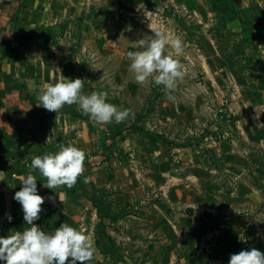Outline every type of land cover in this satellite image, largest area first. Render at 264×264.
Returning a JSON list of instances; mask_svg holds the SVG:
<instances>
[{
    "label": "rangeland",
    "instance_id": "374dc122",
    "mask_svg": "<svg viewBox=\"0 0 264 264\" xmlns=\"http://www.w3.org/2000/svg\"><path fill=\"white\" fill-rule=\"evenodd\" d=\"M234 2L77 0L60 24L64 51L53 55L60 72L83 80L84 94L105 92L106 102L129 111L123 122L107 125L85 116L91 122L86 144L92 139L98 164H84L73 187L88 204L84 220L95 225L90 233L102 254L90 264H229L233 253L210 245L207 229L185 228V213L196 195L206 194L211 210L219 207L214 196L227 185L219 176L245 168L234 153L240 165L223 157L231 147L247 148L244 135L256 140V112L264 111V85L252 82L264 70L250 68L264 63V31L253 18L235 17L258 8ZM152 31L179 35L184 43L176 57L184 76L173 100L151 78L138 84L129 71L127 53L137 50L132 43L154 37ZM117 221L127 228L110 227L123 239L111 252L106 225ZM171 221L184 228L169 230Z\"/></svg>",
    "mask_w": 264,
    "mask_h": 264
},
{
    "label": "crops",
    "instance_id": "0c3cea01",
    "mask_svg": "<svg viewBox=\"0 0 264 264\" xmlns=\"http://www.w3.org/2000/svg\"><path fill=\"white\" fill-rule=\"evenodd\" d=\"M204 1L191 0V3L194 5L195 2L198 5ZM234 3L239 5V9L249 5L257 7L258 11L249 15H243L241 11L235 17H242L243 22L253 18L255 27L264 31V16L258 13L264 11V0H235ZM77 4V0H0V172H2L0 173V236L2 237H7L17 230L23 231L28 227L23 221L21 205L13 199V196L21 189V177L29 174V166L34 157L55 153L59 150L60 144L67 146L71 143L86 153L84 162L86 168L87 165L91 168L98 164V157L93 154V149L96 147L93 146L94 144L91 146L90 143L92 139L86 144L91 122L79 110L78 105H65L57 113L37 106L38 91L43 84H54L60 76L66 78L60 72L63 66L59 58L53 55L64 51V47L58 42L61 38L59 27L71 12V7H76ZM252 66L250 68L253 70L256 68L264 70V63ZM263 77V74L259 73L252 82L256 85H264ZM261 112L264 111L258 110L255 116L258 125L254 133L256 140L251 141L248 135H244L247 148L237 150L236 147H231L223 157V161H233L235 166L244 163L241 165L245 168L242 171L231 170L229 175L219 176L221 182L227 183L224 189L220 186L217 195L214 196L219 207L215 210L210 209L209 197L203 194L206 190L202 189L203 196L196 195L198 197L196 205L191 202V206L189 205L191 208L185 213V228L207 229L206 233L210 235L209 239L206 237L209 244H216L224 255L264 247V113ZM231 152L234 153V157L242 160L241 163L236 157L232 159ZM32 174L36 176L39 194L46 198L40 219L35 223L45 232H52L63 223L81 232L86 228L88 232L85 234L94 249L92 261L95 262L100 253L97 239L90 233L95 229V225L92 226L90 222L84 220L86 215L84 209L88 204H85V200L80 196V191L67 186L54 190L47 189L43 187L46 180L38 172ZM48 196H54L55 199L49 201ZM218 199L224 200V204ZM4 213L13 215L15 220L13 224H6L1 220ZM92 214L96 219L95 212H91L90 216ZM194 221L199 224H194ZM169 223V230L184 228V225L178 221ZM161 225L162 228L168 229L165 223ZM110 227L112 229L115 227L117 231L127 227L120 225L118 221L106 225L108 231L106 233L113 241L108 247L112 252L117 245L122 246L120 242L123 239L114 237ZM109 251L107 250V256Z\"/></svg>",
    "mask_w": 264,
    "mask_h": 264
},
{
    "label": "clouds",
    "instance_id": "9594fccd",
    "mask_svg": "<svg viewBox=\"0 0 264 264\" xmlns=\"http://www.w3.org/2000/svg\"><path fill=\"white\" fill-rule=\"evenodd\" d=\"M153 33L154 37L145 34L132 43L137 50L127 53L129 71L138 84L151 78L155 85L163 86L167 98L173 100L177 81L184 76L183 66L176 58L184 54V43L179 35ZM83 87L84 81L80 78L60 76L56 83H45L39 88L37 106L57 113L65 105L76 104L84 115L100 125L123 122L129 116L127 109L120 110L106 102L107 93L86 95ZM58 147L55 153L34 157L29 174L21 177V189L15 192L13 199L21 205L23 221L28 227L7 237L0 236V264H90L93 259L92 243L83 232L66 223L52 232H45L35 223L40 219L46 198L39 194L37 179L32 173L38 172L46 180L43 187L54 190L73 187L84 172L86 153L82 149L71 143ZM47 199L53 201L55 197ZM6 218L11 223V215ZM229 264H264V252L257 248L241 250L230 256Z\"/></svg>",
    "mask_w": 264,
    "mask_h": 264
},
{
    "label": "built area",
    "instance_id": "2783aa9c",
    "mask_svg": "<svg viewBox=\"0 0 264 264\" xmlns=\"http://www.w3.org/2000/svg\"><path fill=\"white\" fill-rule=\"evenodd\" d=\"M0 151H1V145H0ZM7 215H11V217H12V221H11V223L8 222V220H7V218H6ZM1 220H2L4 223H6V224H13L14 221H15L13 215L10 214V213H4V214L2 215V217H1Z\"/></svg>",
    "mask_w": 264,
    "mask_h": 264
}]
</instances>
